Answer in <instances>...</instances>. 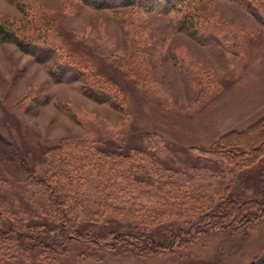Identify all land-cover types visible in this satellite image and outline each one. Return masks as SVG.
<instances>
[{"label":"rangeland","instance_id":"obj_1","mask_svg":"<svg viewBox=\"0 0 264 264\" xmlns=\"http://www.w3.org/2000/svg\"><path fill=\"white\" fill-rule=\"evenodd\" d=\"M258 8L237 0H185L170 12L0 0V15L27 34L32 19L48 18L76 54L96 60L104 85L110 78L121 90L114 104L102 101L88 92L90 77L66 71L56 81V56L42 61L0 38V264H264V215L250 228L187 234L190 222L213 219L209 205L225 196L264 199V146L237 157L217 147L225 133L264 123ZM47 184L61 186L86 235L144 229L176 241L151 255L87 239L58 251L17 246V227L32 233L33 224L61 221ZM225 213L216 211L227 221Z\"/></svg>","mask_w":264,"mask_h":264},{"label":"trees","instance_id":"obj_2","mask_svg":"<svg viewBox=\"0 0 264 264\" xmlns=\"http://www.w3.org/2000/svg\"><path fill=\"white\" fill-rule=\"evenodd\" d=\"M86 3L93 5L94 7H107V6H117V5H135L137 7L146 8V10L156 9L159 11L170 12L173 10L182 11L185 0H84ZM247 7L251 8L252 6H259V10H264V0H237ZM255 8V7H254ZM33 21L30 24H33L31 30L35 31L31 34H27V30H21V27L15 25L13 22H9L6 18L0 15V38L8 41H15L20 47L25 51L33 53L36 58L42 61H46L49 58L56 56L57 63L53 69V77L56 81L64 80L65 73L71 75L73 78H81L86 76V79L89 80V93L92 96L104 101L109 100L114 104V99L112 98V93L121 92L120 87L112 79H107L106 85H104V78L102 73L97 68L96 60L85 58L82 55L76 54V51H73L63 39L60 38L58 34L57 27H50V20L48 18L32 19ZM181 23H185V17L181 18ZM47 29L43 32L44 29ZM67 71V72H66ZM111 88L114 90L112 91ZM112 91V92H111ZM116 97V96H114ZM117 99V98H116ZM254 126V125H253ZM253 126H251L253 128ZM253 130L249 128L244 131H229L225 133L217 143V147L220 149H228L232 157L241 156L243 152L247 150H252L254 152H259V150L264 146V123H256ZM244 137H236V134H245ZM234 138V139H233ZM231 140L232 145H227L229 140ZM234 140V142H233ZM230 142V143H231ZM86 150H90V145L87 142H82ZM53 152V151H52ZM100 154L105 155L104 152L99 151ZM55 154V153H54ZM114 160H117L121 157L117 153L108 154ZM230 156V158H231ZM60 159V158H59ZM59 159L57 161H59ZM65 163V161H64ZM54 166V165H53ZM61 167V165H60ZM30 176L34 179H39L36 177L33 168L31 169ZM71 179V178H70ZM42 183L43 181L39 179ZM49 190V198L55 207L54 211L57 212L61 221L59 220L55 225L46 223L43 227L38 228L33 224L34 230L32 233H25L22 229L17 227L18 236L16 240L17 246H22L23 248H33L36 245H42L44 247L56 248V244H61V248H65L67 244L73 240L87 239L88 241L95 242L94 244L99 245V241L107 248H117L118 250H123L127 252H136L141 255H151L159 254L167 249L173 247V243L176 239H172L170 244L161 243L155 239V237L150 233L143 231H134L125 233H112L111 235L103 233L101 236L94 237L93 235H86L82 229L80 223L75 220V213L73 207L64 202L61 198V186L58 187L55 185V189L51 184H47ZM59 188V189H58ZM57 193V194H56ZM194 198V197H193ZM196 200V198H194ZM218 204H210L209 208L213 209L212 213L213 219H205L199 223L190 222L189 228L187 229V234L192 235L193 229H200L203 227L210 226L215 230L219 229H236L238 227L250 228L251 225L256 223L264 215V199L263 200H244L238 201L232 197L225 196ZM113 211L116 213H121L123 210L120 207H112ZM216 211L226 212L224 220L220 218L219 214H216ZM228 214L229 217H226ZM26 226V227H30ZM15 229V228H14ZM134 237L136 240H133L129 237ZM31 241L26 246L25 241ZM27 247V248H26Z\"/></svg>","mask_w":264,"mask_h":264}]
</instances>
